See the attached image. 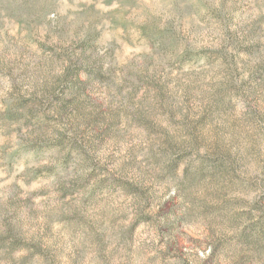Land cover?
I'll return each mask as SVG.
<instances>
[{
  "label": "rangeland",
  "instance_id": "374dc122",
  "mask_svg": "<svg viewBox=\"0 0 264 264\" xmlns=\"http://www.w3.org/2000/svg\"><path fill=\"white\" fill-rule=\"evenodd\" d=\"M0 264H264V0H0Z\"/></svg>",
  "mask_w": 264,
  "mask_h": 264
}]
</instances>
